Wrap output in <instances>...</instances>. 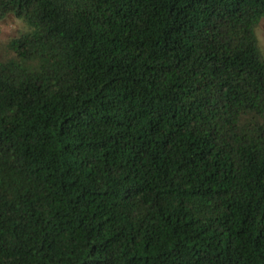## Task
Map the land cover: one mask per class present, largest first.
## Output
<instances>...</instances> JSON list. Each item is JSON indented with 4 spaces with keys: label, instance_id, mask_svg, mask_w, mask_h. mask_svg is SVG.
<instances>
[{
    "label": "trees",
    "instance_id": "obj_1",
    "mask_svg": "<svg viewBox=\"0 0 264 264\" xmlns=\"http://www.w3.org/2000/svg\"><path fill=\"white\" fill-rule=\"evenodd\" d=\"M0 264H264V0H0Z\"/></svg>",
    "mask_w": 264,
    "mask_h": 264
},
{
    "label": "rangeland",
    "instance_id": "obj_2",
    "mask_svg": "<svg viewBox=\"0 0 264 264\" xmlns=\"http://www.w3.org/2000/svg\"><path fill=\"white\" fill-rule=\"evenodd\" d=\"M32 33V28L13 14L0 20V57L4 55L3 47L10 40L17 39L21 35ZM258 49L264 58V19L255 30Z\"/></svg>",
    "mask_w": 264,
    "mask_h": 264
}]
</instances>
